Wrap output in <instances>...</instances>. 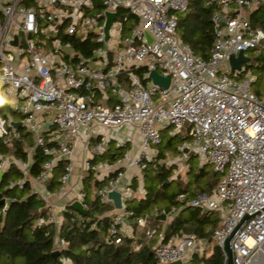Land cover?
I'll list each match as a JSON object with an SVG mask.
<instances>
[{"label":"built area","instance_id":"2783aa9c","mask_svg":"<svg viewBox=\"0 0 264 264\" xmlns=\"http://www.w3.org/2000/svg\"><path fill=\"white\" fill-rule=\"evenodd\" d=\"M263 2L205 0L215 10L214 41L204 59L177 32L178 16L188 0H0V218L14 199L3 192L25 190L28 184L49 208L38 215L35 225H56L55 208L63 212L66 206L50 200L69 191L68 160L84 142L88 156L78 178L90 170L103 180L94 194L102 202L112 203L107 199L109 191L121 194V208L110 213L107 238L118 233L133 236L121 231L133 215L126 201L135 194L130 182L122 184L123 177L132 167L141 174L157 168L160 129L168 126L169 134L184 131L185 139L191 138L181 143V160L196 154L212 164L218 181L210 192H180L172 205L153 206L132 223L144 230L146 240L158 238L152 244L156 264L177 260L190 264L195 258L204 264L203 258L212 253L206 252L210 240L220 248L224 261L225 238L245 212L252 215L264 207V94L251 91L253 76L236 80L223 72L230 69L231 54L264 49V29L250 22V13ZM107 12L115 15L105 38ZM74 39L94 47L84 56ZM150 70L169 77L168 87L152 83ZM127 127L141 135L136 156L125 153L112 162H94L106 141L101 134L89 145L95 131ZM36 149L47 158L39 173L30 177ZM59 160L67 161L59 186L48 190ZM13 169L19 176L2 181L4 173ZM85 196L82 187L74 191V201L84 210ZM188 206L216 214L219 226L210 240L194 232H179L165 240L166 223ZM159 215L165 219H157ZM150 219L156 224L148 226ZM67 245L55 233L54 250L61 252ZM230 248L233 264H251L264 250V209L245 219ZM60 260L70 263L64 255Z\"/></svg>","mask_w":264,"mask_h":264},{"label":"trees","instance_id":"16d2710c","mask_svg":"<svg viewBox=\"0 0 264 264\" xmlns=\"http://www.w3.org/2000/svg\"><path fill=\"white\" fill-rule=\"evenodd\" d=\"M96 6L99 7L98 3ZM214 10L215 6H206L205 0H188L186 10L178 16L177 32L180 39L187 43L194 53L204 59L208 58L209 49L214 41L211 22ZM250 22L252 26L264 29L263 3H259L252 10ZM74 41V46L84 56L89 54L90 47H94V43H91L90 46L88 41L78 39H74ZM256 59V67L264 71V57L258 56ZM177 136L180 139L182 137L179 133L173 135L168 133L167 145H171L172 139ZM157 149V160L164 159L166 154L162 145L159 144ZM18 152L19 156H24L19 150ZM110 157L115 160L117 154ZM46 158L41 150L36 149L30 167V177L39 173ZM191 160L192 157L189 161ZM66 163V160H59L53 167L51 178L46 185L48 190L59 186V177L64 171ZM191 169L189 167L188 170ZM146 170L143 171L144 195L137 199H131L132 201L137 200L136 204L126 206L127 209L133 211V215L130 216L132 221L135 217L143 215L150 206L158 201L171 204L175 203L174 199L180 192L190 195L210 192L218 181V178L213 174L214 170L209 174L205 171L204 164L195 174L194 190L192 191H190L188 183L185 184L181 175L172 174L171 166L159 163L157 168L153 169L152 177L158 180V185L146 182ZM114 173H110V176ZM18 176V170L13 169L4 173L2 181ZM201 176L207 177L204 185H201L198 180ZM167 179L169 182H165ZM134 181L135 179L131 184L132 187H136ZM94 182L93 172L87 171L82 179L87 208L81 214L72 209L70 204H67L62 212V221L58 229H55L53 224L35 225L38 215L46 214L49 208L44 200L38 199L34 193L29 192L25 197L21 195L29 189L28 184H26L25 190H5L3 193L14 197V199L10 202L4 217L0 218V264H65L60 260L61 255L70 261L69 264H156L151 241L144 239L142 234L136 235L135 224L132 223L135 229L133 236L118 233L111 239L107 238L108 227L112 220L110 211L113 210V205L109 201H100L95 195L89 197L88 188L94 186ZM174 182L177 184V190L169 191L168 186ZM154 220L156 221V219ZM218 226L219 221L214 212H202L198 208L188 206L182 208L178 214L172 217L170 229L165 232L164 239L166 240L179 232H194L199 237L210 239V234ZM55 233L68 241L67 247L59 252L57 258L51 254L54 250ZM203 260L204 264H222L223 254L219 247L213 245L212 253L210 256L204 257Z\"/></svg>","mask_w":264,"mask_h":264},{"label":"rangeland","instance_id":"374dc122","mask_svg":"<svg viewBox=\"0 0 264 264\" xmlns=\"http://www.w3.org/2000/svg\"><path fill=\"white\" fill-rule=\"evenodd\" d=\"M245 55L248 56L250 58V60L248 62L242 63V69L241 71H232L231 69H226L223 72L227 73L230 77L236 79V80H240L242 79L244 76L247 75H251L253 76V82L251 83L250 89L252 92H254L257 95H262L264 94V71L260 70L258 67H256L257 65V57L258 56H262L264 57V49H259V50H255V49H249L247 51H245ZM12 117H14L15 119L19 120L20 116L13 113ZM167 138H168V130H163L160 129V145H162L163 150L166 154L164 159H161L159 162L161 164L164 165H174L171 167H175L176 169V173L175 174H179L182 176L185 184L188 183L190 190H194V181H195V174L197 173L198 169L201 167V165L204 164V169L206 172H208L209 174L213 172V166L210 162L207 161H203L201 160L200 157H198L196 154H191L190 158L192 157V160L189 161V159H186L185 161H182L180 158L181 155V143L182 141H187V142H191V138H186V139H180L178 136L174 137L171 141V145H167ZM189 167H191V170H188ZM146 174H147V180L146 182L149 184L152 183L154 185H158V180L155 178H153V174H154V170L152 168H148L146 170ZM217 178H219V174H214ZM207 177L205 176H201L198 178L199 182L201 185H204L205 181H206ZM97 186H92L88 188V195L89 197L93 196L95 194ZM135 190V189H134ZM168 190L169 191H176L177 190V184L171 183L168 186ZM28 190H25L21 195L23 197L28 195ZM138 197V193L135 190V194L133 199H137ZM131 199L127 200L126 202V206L128 205H133L137 203V200L132 201ZM165 202L163 201H158L156 203H154L152 206H150L145 213L149 212L151 210V208L153 206H158L161 205ZM120 212V211H119ZM131 219V218H130ZM157 221H155L154 219H150L148 221V226H153L156 224ZM143 235V238H145L144 235V230L140 227L136 226V235ZM158 240L157 237H155L154 239L151 240V243H156ZM210 240V239H209ZM211 250H213V242L212 240L209 241V244L206 248V252H210ZM190 264H199V261L197 258L193 259ZM252 264H264V250L260 253H257V255L255 256L254 262Z\"/></svg>","mask_w":264,"mask_h":264},{"label":"crops","instance_id":"0c3cea01","mask_svg":"<svg viewBox=\"0 0 264 264\" xmlns=\"http://www.w3.org/2000/svg\"><path fill=\"white\" fill-rule=\"evenodd\" d=\"M162 129H165V130L167 129L168 133H169L170 128L168 126L162 128ZM178 133L182 135L181 139H185V132L184 131H181ZM101 134L106 136V141H105V144L103 146L104 148H103L102 153L93 158L94 162H97V161L112 162L113 160L111 159L110 156L113 154H117V158H119L123 154L127 153L129 155V157L132 158V157L136 156V154L139 152L141 135L139 134L138 130L134 127H127L121 131L106 130V129L99 128L95 131L94 135L90 139L89 145H93L94 143H96L99 140V136ZM121 143H122V145H121ZM87 145H88V143L83 142V143L79 144L78 146H76L74 148L69 160H68L72 166V174H71L69 185H68L69 191L66 193H61L58 198H52L50 200V202H55L59 205L66 206L67 204H71L74 201V191H76L77 189H79L81 187L83 189L82 179L86 173L82 174L81 180L78 178V176L81 173L82 160L88 156ZM102 154H103V156H102ZM171 165L172 164L166 165V166H171ZM172 166H174V165H172ZM114 169H115V167L113 168V170ZM175 173H176V169H175V167H173V173L172 174L175 176L176 175L180 176L179 174H175ZM94 178H95V182H94L95 187L99 186L103 183V180H98L96 176H94ZM133 179H135L134 185L136 186L133 188L138 193L137 198H140L145 193L144 187H143L144 186L143 185L144 180H143V174H141L138 171V169L135 167L129 168L125 171L122 184H125L126 182H130L132 184ZM96 182H97V185L95 184ZM28 192H31L30 186H29ZM172 204L173 203H171V204L170 203H163V204L158 205V206L168 207ZM46 206H48V204ZM55 211L59 215V222L56 225H54V228L58 229L60 224H61V221H62V212L58 211L57 208H55ZM113 212H114V206H113V210H111L110 213H113ZM169 223L170 222L166 223L165 229L167 227V224H169ZM134 230L135 229L132 225V220L127 218L126 219V225L124 227H121V231L125 234H128V235H131L132 233L134 235L135 234Z\"/></svg>","mask_w":264,"mask_h":264},{"label":"water","instance_id":"95a60500","mask_svg":"<svg viewBox=\"0 0 264 264\" xmlns=\"http://www.w3.org/2000/svg\"><path fill=\"white\" fill-rule=\"evenodd\" d=\"M264 5V2H263ZM114 13L113 12H107L106 13V17H105V21H104V36L105 38L108 35V30L112 24V20L114 18ZM250 60V58L248 56H246L243 51H240L237 55H233L231 54L229 56V67L232 71H240L241 70V64L248 62ZM152 83L163 87V88H167L169 85V77H164L163 75L159 74L156 70H150L149 72V76H148ZM14 125H19V123H13ZM48 125V124H47ZM213 174H215V171L213 172ZM2 176V173H0V177ZM165 182H169V180H165ZM97 185V182L95 183ZM107 199L112 201V204L115 208L119 209L121 208V194L119 191L116 190H112L109 191L107 193ZM1 203V202H0ZM71 208L78 211L79 213L83 214L85 211L81 205V203L79 201H73L70 204ZM264 207L260 210H258L257 212L253 213L252 215H248L246 212L244 213V215L241 217V219L238 221V223L235 225V227L232 229V231L229 233V235L225 238L223 246H222V251L225 253V260L223 261L222 264H233V260H232V252H231V248H230V240L233 237V235L236 233V231L239 229V227L242 225V223L245 221V219L250 218L251 216L255 215L256 213L260 212L261 210H263ZM157 219H165L164 215H159L157 216ZM170 229V223L167 224V227L165 229V232L169 231ZM52 256L54 258H57L59 256V251L58 250H53L52 251ZM180 261H172L169 262L168 264H179Z\"/></svg>","mask_w":264,"mask_h":264},{"label":"bare ground","instance_id":"6f19581e","mask_svg":"<svg viewBox=\"0 0 264 264\" xmlns=\"http://www.w3.org/2000/svg\"><path fill=\"white\" fill-rule=\"evenodd\" d=\"M255 256H256V255H255ZM254 259H255V257H254ZM254 259H253L252 263L254 262ZM252 263H251V264H252Z\"/></svg>","mask_w":264,"mask_h":264}]
</instances>
